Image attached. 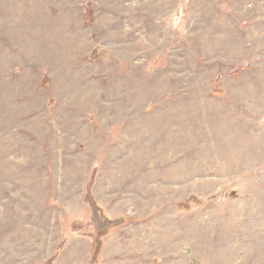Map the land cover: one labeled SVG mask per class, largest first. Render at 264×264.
<instances>
[{
    "label": "rangeland",
    "instance_id": "rangeland-1",
    "mask_svg": "<svg viewBox=\"0 0 264 264\" xmlns=\"http://www.w3.org/2000/svg\"><path fill=\"white\" fill-rule=\"evenodd\" d=\"M0 264H264V0H0Z\"/></svg>",
    "mask_w": 264,
    "mask_h": 264
},
{
    "label": "trees",
    "instance_id": "trees-1",
    "mask_svg": "<svg viewBox=\"0 0 264 264\" xmlns=\"http://www.w3.org/2000/svg\"><path fill=\"white\" fill-rule=\"evenodd\" d=\"M90 10L86 9L87 19L90 17ZM90 20V19H89ZM93 214H92V223L95 228V238H94V253L93 258H96L101 250L103 244V237L109 232L110 229L122 225L125 222L123 217L110 219L103 215H99L96 212V205L93 203Z\"/></svg>",
    "mask_w": 264,
    "mask_h": 264
}]
</instances>
